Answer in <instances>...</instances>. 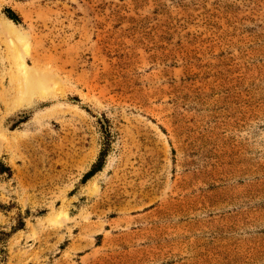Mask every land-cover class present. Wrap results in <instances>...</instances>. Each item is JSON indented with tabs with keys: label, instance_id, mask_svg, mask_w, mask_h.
<instances>
[{
	"label": "rangeland",
	"instance_id": "rangeland-1",
	"mask_svg": "<svg viewBox=\"0 0 264 264\" xmlns=\"http://www.w3.org/2000/svg\"><path fill=\"white\" fill-rule=\"evenodd\" d=\"M0 162L7 264H264V0H0Z\"/></svg>",
	"mask_w": 264,
	"mask_h": 264
},
{
	"label": "bare ground",
	"instance_id": "bare-ground-1",
	"mask_svg": "<svg viewBox=\"0 0 264 264\" xmlns=\"http://www.w3.org/2000/svg\"><path fill=\"white\" fill-rule=\"evenodd\" d=\"M11 27L14 29V32L16 33L15 26L12 25ZM14 48H15L14 51H17L15 46ZM22 53L23 52H21V55L23 56L24 53L23 54ZM15 60H16V65H17V69L19 72V74H17L18 81H19V85L21 86L22 92L28 95L29 94L44 95L46 93L48 94V91L50 90L51 85H52V84L50 85V82H51L50 80L52 79H50L45 74L32 70V68L28 66V64L24 60H21V56L19 54H17Z\"/></svg>",
	"mask_w": 264,
	"mask_h": 264
},
{
	"label": "trees",
	"instance_id": "trees-1",
	"mask_svg": "<svg viewBox=\"0 0 264 264\" xmlns=\"http://www.w3.org/2000/svg\"><path fill=\"white\" fill-rule=\"evenodd\" d=\"M6 16L13 20L15 23H19L21 21L20 16L15 13L11 9H7L5 11ZM105 152L102 153L101 157H104ZM101 166L95 167V172L99 170ZM7 174L11 177L12 171L9 167H5L2 162H0V175ZM11 209V206H5L0 205V212H9ZM26 228V223L24 221V218L22 215H19L17 224L11 228V231H5L3 227H0V264H7L8 263V250L7 245L9 243V240L12 238V236L17 233L18 231L24 230Z\"/></svg>",
	"mask_w": 264,
	"mask_h": 264
}]
</instances>
